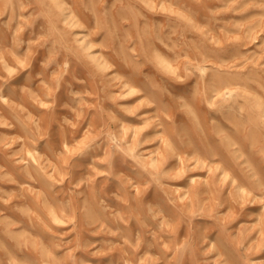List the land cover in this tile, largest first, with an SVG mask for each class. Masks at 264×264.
Listing matches in <instances>:
<instances>
[{
	"label": "rangeland",
	"instance_id": "rangeland-1",
	"mask_svg": "<svg viewBox=\"0 0 264 264\" xmlns=\"http://www.w3.org/2000/svg\"><path fill=\"white\" fill-rule=\"evenodd\" d=\"M0 264H264V0H0Z\"/></svg>",
	"mask_w": 264,
	"mask_h": 264
}]
</instances>
